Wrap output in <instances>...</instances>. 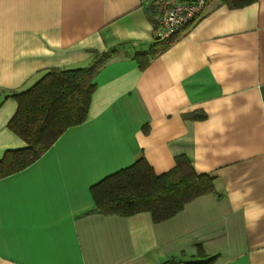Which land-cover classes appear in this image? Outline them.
Returning <instances> with one entry per match:
<instances>
[{"label":"crops","instance_id":"1","mask_svg":"<svg viewBox=\"0 0 264 264\" xmlns=\"http://www.w3.org/2000/svg\"><path fill=\"white\" fill-rule=\"evenodd\" d=\"M161 13L141 0H0V161L26 146L8 125L14 94L108 53L85 120L0 173V264H264V0H207L140 67ZM139 157L157 174L184 159L213 190L159 222L97 212L90 187Z\"/></svg>","mask_w":264,"mask_h":264},{"label":"trees","instance_id":"2","mask_svg":"<svg viewBox=\"0 0 264 264\" xmlns=\"http://www.w3.org/2000/svg\"><path fill=\"white\" fill-rule=\"evenodd\" d=\"M221 1L234 8L254 0ZM171 41L172 38H155L157 47L143 53L146 59L141 58L139 66ZM107 56L108 53L97 55L86 67L50 69L30 87L14 94L17 109L8 125L26 146L6 152L0 161L1 174L31 164L65 129L85 120L95 75ZM183 162L184 159L178 160L171 170L157 174L144 157H139L131 165L103 177L90 187L96 211L121 216L146 211L154 222L172 217L192 199L213 190L209 176L196 173L188 162Z\"/></svg>","mask_w":264,"mask_h":264},{"label":"built area","instance_id":"3","mask_svg":"<svg viewBox=\"0 0 264 264\" xmlns=\"http://www.w3.org/2000/svg\"><path fill=\"white\" fill-rule=\"evenodd\" d=\"M160 6V17L154 24L156 38L168 40L189 27L204 11L207 0H141Z\"/></svg>","mask_w":264,"mask_h":264},{"label":"bare ground","instance_id":"4","mask_svg":"<svg viewBox=\"0 0 264 264\" xmlns=\"http://www.w3.org/2000/svg\"><path fill=\"white\" fill-rule=\"evenodd\" d=\"M202 13H203V12H202ZM202 13H201V14H202ZM200 16H201V15H200ZM200 16H199V17H200ZM178 34H179V33H178ZM175 36H176V35H175ZM175 36H174V37H175Z\"/></svg>","mask_w":264,"mask_h":264}]
</instances>
